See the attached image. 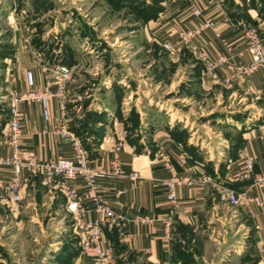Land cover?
<instances>
[{"label":"crops","instance_id":"0c3cea01","mask_svg":"<svg viewBox=\"0 0 264 264\" xmlns=\"http://www.w3.org/2000/svg\"><path fill=\"white\" fill-rule=\"evenodd\" d=\"M251 1L192 0L203 13L199 18L192 15L187 3L161 0V10L154 17L150 16L144 23L135 20L130 25L133 36L126 46L130 53L156 54L159 45L163 47L168 42L170 47H164L165 54L173 61H182L183 52L188 49L198 58L202 50L212 57L225 54L226 62L215 70L213 77H209L199 58L201 71L197 72L192 64L188 75L179 77L170 85L173 88L182 82L186 89L165 101L161 99L158 84L151 83L158 81L151 73L141 77L130 70L129 65L137 61V57H120L121 68L104 76L100 97L89 105L102 117L90 132L82 131L80 138L85 143L95 144L88 152L91 165L104 166L106 148L116 137H123L125 146L118 150L116 157L125 173L138 171L140 174L134 179H103L97 191L116 214L129 221L124 230L112 225L103 229V243L112 246L114 264L123 262L124 253H130L134 258L135 263L131 264H253L255 260L257 264H264V188L255 186L250 180L227 179L242 172L240 159L243 155L254 160L255 173L264 172V70L249 75L238 71L240 65L250 62L240 22L255 27L264 44V18L258 16L256 7L249 4ZM203 17L209 18L214 26L206 29L190 46L180 44L172 27H194ZM215 31H220L226 45L215 37ZM27 67L34 70L38 83L43 84L40 64ZM17 78L20 80L18 86H21L22 75ZM224 78L229 82L224 83ZM147 79L150 83L146 82ZM171 88L165 92L169 93ZM195 89H198L197 96ZM112 92L121 95L117 107L106 101ZM5 96L7 100H2ZM5 96L0 94V135L9 119V93ZM208 98L214 100L213 104H209ZM177 101H181L180 104H174ZM195 102L197 109L193 107ZM51 111L53 120L50 126L53 128L57 116L56 102H52ZM19 112L23 148L42 158L70 155L67 142L42 131L43 120L37 104H23ZM177 149L185 152L186 164L177 162ZM160 150L169 153L172 168L181 177L209 179L202 186L178 188V212L168 243L161 240L162 223L159 219L151 226L131 221L135 216L159 218L166 212L162 182L169 177V172L163 161L155 157ZM6 152V148L0 146V154ZM11 178L9 170L0 168V209L8 212L14 223L21 220L22 213L34 209V204L42 197L48 198L47 206H56L71 216L70 237L77 235V220L94 217L92 204L87 200L83 204L86 214L82 218L72 214L65 208L64 195L44 184L39 176H31L22 189L21 200L12 203L3 197L1 191V186ZM71 184L83 189L81 180ZM223 187L244 192L243 199L230 204L220 196ZM120 190L123 192L119 193ZM152 228L156 230L154 233ZM71 249L61 247L49 255L55 260L54 264H62L66 256L73 259L72 264H79V259L83 264L94 263L82 259ZM10 256L6 249L0 250V260L8 261Z\"/></svg>","mask_w":264,"mask_h":264},{"label":"rangeland","instance_id":"374dc122","mask_svg":"<svg viewBox=\"0 0 264 264\" xmlns=\"http://www.w3.org/2000/svg\"><path fill=\"white\" fill-rule=\"evenodd\" d=\"M160 1L0 0V94H7L12 77L15 78L14 85L18 87L20 80L17 75L21 76L29 68L28 65L35 67L45 59L49 63L60 61L70 67L73 65L67 92L69 128L73 131L90 130L102 117L89 105L100 97L104 76L111 70L121 68L118 63L120 57L132 56L137 57V61L127 64L130 70L141 77L151 73L153 79L158 80L151 83L158 84L163 101L177 95L181 89H186L184 84L181 82L173 88L170 85L179 77L188 75L192 64H195L192 67L197 72L201 71V61L196 55L187 49L183 52V60L177 62L169 59L161 44L154 52L156 54L152 55L144 51L130 53L126 47L133 36V32L129 31L130 25L135 20L144 23L149 18L151 7L161 6ZM254 3L257 6L258 0ZM249 4L253 5V0ZM257 13L260 18H264L258 9ZM153 57H157L156 62H153ZM146 82L150 83L149 79ZM170 88L172 91L165 92ZM120 96L112 92L106 101L117 107ZM208 101L209 104L214 102L210 98ZM193 105L197 109V102ZM47 201V197H42L41 201L34 204V209L22 213L17 223H14L8 212L0 209V244L3 246L0 250L6 249L11 254L8 261L0 260V264H54L50 252L67 246L80 255L78 233L71 237L69 234L73 228L71 216L56 206H47ZM44 254L47 255L44 257ZM62 261V264H72L73 259L66 256ZM134 261L130 253H124L123 264ZM80 262L81 259L78 263L83 264ZM253 264H257L256 260Z\"/></svg>","mask_w":264,"mask_h":264},{"label":"built area","instance_id":"2783aa9c","mask_svg":"<svg viewBox=\"0 0 264 264\" xmlns=\"http://www.w3.org/2000/svg\"><path fill=\"white\" fill-rule=\"evenodd\" d=\"M171 1L187 3L193 16L199 18L203 16L202 11L192 3V0ZM240 24L244 29L245 47L250 54V62L240 65L238 71L249 75L264 70V44L257 29L243 21ZM213 26V22L209 18L203 17L197 26H173L171 30L180 44L190 46L206 29ZM214 34L223 45H226L220 31H215ZM164 47L168 49L169 43H164ZM199 58L203 62L205 74L209 77H213L215 70L226 62L225 54H217L212 57L204 50L199 52ZM45 60L39 63L44 79L43 84L38 83L34 70L30 68H26L22 72L21 86L14 85V77L10 81L9 119L0 135V146L6 148L7 152L0 154V168L9 170L12 173V178L1 186V191L5 195L3 197L12 203H18L21 200L22 189L28 184L29 178L39 176L44 184L59 190L64 195L65 208L77 217L82 218L86 214L84 201L91 202L94 217L80 219L75 223V230L80 237V255L97 264H114L112 246L103 243V229L105 226L112 225L119 230H124L129 221L124 216L116 214L109 204L99 197L97 191L103 179L122 180L127 177L134 179L139 178L140 174L138 171L125 173L122 163L116 157L118 150L125 146V140L121 136L116 137L112 144L106 148L107 157L104 166L91 165L88 151L85 149L82 139L70 130L68 124L67 92L71 79V67L60 61L49 63ZM222 81L228 83L229 79L224 78ZM52 102H56L57 109L53 128L50 126L53 120ZM23 104L39 106L43 120L42 131L50 136H58L67 142L70 145V155L42 158L34 151L22 147L19 107ZM175 156L177 162L186 164V154L182 149L175 150ZM155 157L163 161V165L169 172V177L162 182L165 188L166 212L159 218L135 216L131 221L137 225L151 226L154 221L159 219L162 223L161 240L168 243L171 238L173 220L178 212V188L183 185L202 186L208 183L209 179L200 177L191 180L181 177L173 170L169 153L164 150L157 152ZM240 160L242 172L228 176L227 179L229 181L250 180L255 186L264 188V172L255 173L253 171L254 160L244 155ZM76 180L82 181L83 189H78L71 184ZM118 192L122 193L123 190ZM220 196L228 200L230 204H236L243 199L244 192L238 193L228 187H223ZM151 230L152 233L156 231L154 228Z\"/></svg>","mask_w":264,"mask_h":264},{"label":"trees","instance_id":"16d2710c","mask_svg":"<svg viewBox=\"0 0 264 264\" xmlns=\"http://www.w3.org/2000/svg\"><path fill=\"white\" fill-rule=\"evenodd\" d=\"M253 5L258 9V12H259V14H261L262 16H264V0H258V4H257V6L255 5V3H254V0H253ZM152 9L150 10V15H149V17L151 16V17H154L155 15H156V13L157 12H159L160 10H161V6H158V5H154V6H152L151 7ZM238 16V15H237ZM64 63V62H63ZM73 131V130H72ZM89 132L91 131V129L90 130H88ZM74 132L78 135V136H81V134H82V131H78V130H76L75 131V129H74ZM82 142H83V145H84V147H85V149L88 151V152H90V150L92 149V147L95 145L94 144V142L92 143V144H89V143H85L83 140H82ZM94 144V145H93ZM93 145V146H92ZM75 253H77V252H75ZM122 264V263H121Z\"/></svg>","mask_w":264,"mask_h":264}]
</instances>
